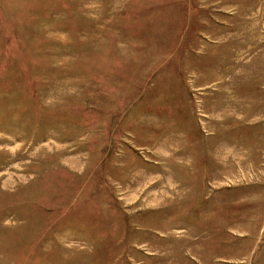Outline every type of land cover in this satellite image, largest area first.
Returning <instances> with one entry per match:
<instances>
[{
	"label": "rangeland",
	"instance_id": "1",
	"mask_svg": "<svg viewBox=\"0 0 264 264\" xmlns=\"http://www.w3.org/2000/svg\"><path fill=\"white\" fill-rule=\"evenodd\" d=\"M0 264H264V0H0Z\"/></svg>",
	"mask_w": 264,
	"mask_h": 264
}]
</instances>
